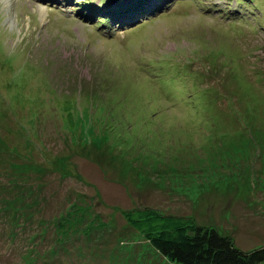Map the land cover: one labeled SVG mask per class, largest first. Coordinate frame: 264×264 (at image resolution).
<instances>
[{"label":"rangeland","instance_id":"rangeland-1","mask_svg":"<svg viewBox=\"0 0 264 264\" xmlns=\"http://www.w3.org/2000/svg\"><path fill=\"white\" fill-rule=\"evenodd\" d=\"M144 208L264 247V0H0V264H173Z\"/></svg>","mask_w":264,"mask_h":264},{"label":"trees","instance_id":"trees-1","mask_svg":"<svg viewBox=\"0 0 264 264\" xmlns=\"http://www.w3.org/2000/svg\"><path fill=\"white\" fill-rule=\"evenodd\" d=\"M89 213L87 208H72L65 225H74L79 216L89 218ZM123 215L154 251L173 264H264V247L243 251L230 237L213 227L196 225L192 219L150 208Z\"/></svg>","mask_w":264,"mask_h":264},{"label":"bare ground","instance_id":"bare-ground-1","mask_svg":"<svg viewBox=\"0 0 264 264\" xmlns=\"http://www.w3.org/2000/svg\"><path fill=\"white\" fill-rule=\"evenodd\" d=\"M9 3V2H8ZM40 7H42V6H40ZM43 8V7H42Z\"/></svg>","mask_w":264,"mask_h":264},{"label":"clouds","instance_id":"clouds-1","mask_svg":"<svg viewBox=\"0 0 264 264\" xmlns=\"http://www.w3.org/2000/svg\"><path fill=\"white\" fill-rule=\"evenodd\" d=\"M69 7H73V6H69Z\"/></svg>","mask_w":264,"mask_h":264}]
</instances>
